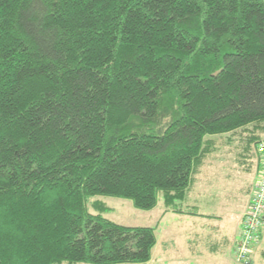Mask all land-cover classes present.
<instances>
[{
  "label": "trees",
  "instance_id": "1",
  "mask_svg": "<svg viewBox=\"0 0 264 264\" xmlns=\"http://www.w3.org/2000/svg\"><path fill=\"white\" fill-rule=\"evenodd\" d=\"M262 142L264 0H0V264L148 263L89 202L171 210Z\"/></svg>",
  "mask_w": 264,
  "mask_h": 264
},
{
  "label": "crops",
  "instance_id": "2",
  "mask_svg": "<svg viewBox=\"0 0 264 264\" xmlns=\"http://www.w3.org/2000/svg\"><path fill=\"white\" fill-rule=\"evenodd\" d=\"M250 157L247 156L245 161H249ZM256 162V178L251 198L260 170L258 155ZM213 167L211 163L206 165L196 176L186 198L171 210L165 207L157 218L154 227L157 242L151 258L155 264H239L235 260L234 250L251 198L239 213L230 209L225 213H214L213 210L217 207L216 196L206 189V186L211 185L212 176L205 173ZM249 167H252V163ZM258 250H261L262 256L264 227L253 256ZM151 260L145 264H149Z\"/></svg>",
  "mask_w": 264,
  "mask_h": 264
},
{
  "label": "rangeland",
  "instance_id": "3",
  "mask_svg": "<svg viewBox=\"0 0 264 264\" xmlns=\"http://www.w3.org/2000/svg\"><path fill=\"white\" fill-rule=\"evenodd\" d=\"M223 137L228 138L229 135ZM237 143L240 142L237 141ZM240 155L239 148L230 151L220 150L217 157L210 161L214 167L205 171L207 175L212 176L211 185L206 186V189L216 196L217 207L213 210L214 213H225L228 209L239 213L251 198L256 178L257 153L254 151L247 162ZM251 163L252 167H249ZM215 171L217 174L214 175ZM98 201L104 202L109 207V211L104 214L106 218L128 227H155L157 218L165 209L162 194L159 196L158 206L151 211L135 208L130 200L98 196L89 202V209L92 213L96 214L93 205ZM254 254V264H263L261 250ZM149 264H155L154 259Z\"/></svg>",
  "mask_w": 264,
  "mask_h": 264
},
{
  "label": "built area",
  "instance_id": "4",
  "mask_svg": "<svg viewBox=\"0 0 264 264\" xmlns=\"http://www.w3.org/2000/svg\"><path fill=\"white\" fill-rule=\"evenodd\" d=\"M258 152L261 156V170L237 245V256L240 261L246 263L249 261L252 247L258 241L259 234L264 225V142L259 145Z\"/></svg>",
  "mask_w": 264,
  "mask_h": 264
}]
</instances>
